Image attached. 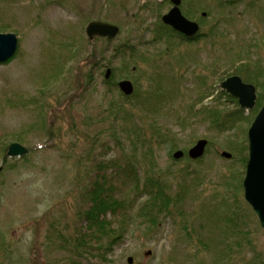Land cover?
<instances>
[{
	"label": "rangeland",
	"instance_id": "374dc122",
	"mask_svg": "<svg viewBox=\"0 0 264 264\" xmlns=\"http://www.w3.org/2000/svg\"><path fill=\"white\" fill-rule=\"evenodd\" d=\"M180 1V11L204 36L154 40L169 0H0V32H15L19 40L15 56L0 63V165L10 141L29 149L26 163L0 173V264H128L129 256L132 264H264V229L243 199L245 165L239 162L247 157L246 130L264 98V76L251 109L218 94L220 81L241 64L264 74V0ZM91 20L111 22L120 32L108 44L90 40L85 25ZM126 43L144 60L118 56L115 46ZM107 67L114 83L132 82L128 102L134 104L123 109L146 135L153 122L170 130L169 142L159 144L158 163L170 172L173 188L185 181L192 195L151 233H124L109 250L105 235L92 238L81 217L85 190L97 174L123 163L128 146L123 113L115 109L123 95L104 82ZM150 80L155 117L136 105ZM215 104L246 117L241 140L236 130L216 131L201 113L187 111ZM201 138L208 140L206 151L191 163L186 150ZM176 149L184 154L174 161ZM119 214L108 213L107 220L119 224ZM228 217L233 236L222 244ZM80 237L81 254L74 249Z\"/></svg>",
	"mask_w": 264,
	"mask_h": 264
},
{
	"label": "trees",
	"instance_id": "16d2710c",
	"mask_svg": "<svg viewBox=\"0 0 264 264\" xmlns=\"http://www.w3.org/2000/svg\"><path fill=\"white\" fill-rule=\"evenodd\" d=\"M4 27L5 26L0 25V30H3ZM175 36H178L182 40L186 39L182 34L174 32L169 26L163 24H160V29L154 32L155 41L165 42V40H173ZM200 36L202 37L204 35L198 34L193 39L195 40ZM100 38H94V40ZM105 41L106 44L110 43L108 40ZM115 52L120 57L129 55L132 59L134 58L137 60L139 59L135 56H139L142 60L145 58V56L142 55L143 52H140V50L133 45H128V43H126V45L119 44L115 46ZM242 66L248 65L241 64L236 74H239L245 81L255 84L257 87H261L264 74L260 73V71L254 72L244 69ZM103 80L106 84L114 85L116 88V82H113V73L109 79ZM147 88L149 91L145 100L138 99L136 105L139 111L147 112L148 116L155 117V107H150L152 101H155L154 88L152 87L151 80ZM218 94L223 98H228L231 103L235 101L233 97L227 96L223 91ZM134 95L135 93L130 96L124 95L122 96V102H115L117 113L119 114L121 111L123 113L120 119L122 126L124 124L123 132L126 134V143H128L126 151L123 153V163L116 161V163L112 164L114 165V170L112 172L108 174L105 172L97 174L95 179L85 190V199H87L88 206L81 214L82 220L86 221L87 229L90 231L92 238L97 239L98 235H105L104 237L108 241V250L112 248L124 233L129 231H139L144 234L151 233L153 230L157 229L165 213H178V210L182 207L183 201L187 197L192 198L190 192L186 191L189 185L184 181L182 185L173 188L174 185L170 183L169 178L170 172H165L161 169V164L158 163L160 152L158 154L157 150L159 149V144L169 142L168 134L170 130L157 129L156 123L153 122L149 124L151 125V134L146 135L143 128L137 124V121L131 118L128 110L123 109L126 105L134 104V102H128ZM216 106H218V104L211 107L200 106V109L195 110L192 105H189L187 111L193 116L201 113L204 116L203 121H205L206 124L208 123L210 127L216 131L223 133L224 131L236 130V134H238L239 138L238 140H241V135L244 132L241 126L246 117L221 112ZM239 124L241 125L239 126ZM227 141L230 142L231 140ZM242 141L245 143L246 139L244 138ZM234 144L235 142H230L227 146L234 149ZM167 145L170 146L173 145V143ZM245 146L246 144L243 146L244 149ZM233 158H235V156ZM27 160L28 158L26 155L17 159L5 158L3 167L8 166V169L12 168L11 166L16 167L20 165V163H26ZM199 160L200 159L193 161L198 162ZM239 160H237V162L239 161L244 166L247 159L242 157ZM190 162L192 163V160H190ZM98 166L102 167V164ZM193 180H195V178ZM124 205L125 208H123ZM126 208H131L132 213ZM118 210H121V214L118 216L121 222L113 225L109 219L107 220L106 216L108 213L114 215ZM229 218L230 217L226 218V225L222 228V234H220L221 237L222 235L225 236L223 240H221L222 244H226L227 238L233 236L229 233L232 227L231 225L228 226ZM75 242L76 245H74V249L77 253L81 254L79 247L84 245V237L77 238ZM225 250L226 248L223 249V251ZM75 264L82 263L76 261Z\"/></svg>",
	"mask_w": 264,
	"mask_h": 264
},
{
	"label": "water",
	"instance_id": "95a60500",
	"mask_svg": "<svg viewBox=\"0 0 264 264\" xmlns=\"http://www.w3.org/2000/svg\"><path fill=\"white\" fill-rule=\"evenodd\" d=\"M171 8L161 16V22L169 25L173 30L183 34L187 38H193L199 30L198 22L188 19L180 11V0H169ZM85 35L88 39L104 37L107 40L114 39L119 33L118 25L102 20H91L85 25ZM16 33L0 32V63L8 60L15 55L18 46ZM111 69L106 68L104 78L110 77ZM118 90L123 95H131L134 91L133 84L129 79L123 78L117 82ZM220 89L224 90L229 96L237 99L241 108L251 109L257 97L255 85L241 79L237 74L224 78L219 83ZM246 131L247 138V161L245 172L242 178V192L245 203H248L251 210L257 216L258 223L264 229V99L259 110L254 115V119ZM205 138L198 139L188 150L187 156L192 159H199L204 154L207 145ZM27 149L20 143L10 142L7 146L6 157H16L24 155ZM184 151L175 150L172 153L174 159H180ZM220 155L230 158V152L223 150ZM2 165H0V172ZM150 252L148 251L147 254ZM132 257H127L128 264H132Z\"/></svg>",
	"mask_w": 264,
	"mask_h": 264
},
{
	"label": "bare ground",
	"instance_id": "6f19581e",
	"mask_svg": "<svg viewBox=\"0 0 264 264\" xmlns=\"http://www.w3.org/2000/svg\"><path fill=\"white\" fill-rule=\"evenodd\" d=\"M160 20H161V18H160ZM10 142H17V143H20V144H22L20 141L18 142V141H10ZM9 142V143H10ZM23 145V144H22ZM24 146V145H23ZM25 147V146H24ZM26 148V147H25ZM27 149V152L24 154V155H26L28 152H29V149L28 148H26ZM8 159V158H7Z\"/></svg>",
	"mask_w": 264,
	"mask_h": 264
}]
</instances>
